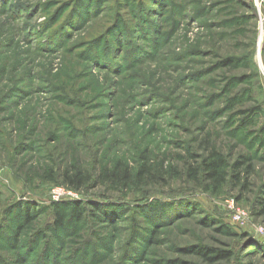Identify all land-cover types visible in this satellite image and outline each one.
Here are the masks:
<instances>
[{
  "label": "rangeland",
  "instance_id": "obj_1",
  "mask_svg": "<svg viewBox=\"0 0 264 264\" xmlns=\"http://www.w3.org/2000/svg\"><path fill=\"white\" fill-rule=\"evenodd\" d=\"M263 199L264 0H0V264H264Z\"/></svg>",
  "mask_w": 264,
  "mask_h": 264
},
{
  "label": "trees",
  "instance_id": "obj_2",
  "mask_svg": "<svg viewBox=\"0 0 264 264\" xmlns=\"http://www.w3.org/2000/svg\"><path fill=\"white\" fill-rule=\"evenodd\" d=\"M204 170L206 171V179L207 180H215L219 177V173H220V168H221V161H218V160H212L210 162H205L204 163ZM190 173L189 175L192 176V177H195L197 178L198 175H199V172L196 171V170H189ZM124 178H125V181L128 180V178L130 177V174L128 172H125L124 174ZM107 178H111L112 180H115L116 181H119V177L120 175L118 173H107L106 174ZM65 178H66V185L73 189V190H80L83 186H84V182L86 180V178L81 174V173H77L73 176H70L68 174L65 175ZM262 204L264 206V199L262 201ZM79 206L78 208L75 209L76 213L79 214ZM200 254L202 256H204L206 259L208 260H212L213 258L208 256V252H204V251H201Z\"/></svg>",
  "mask_w": 264,
  "mask_h": 264
},
{
  "label": "built area",
  "instance_id": "obj_3",
  "mask_svg": "<svg viewBox=\"0 0 264 264\" xmlns=\"http://www.w3.org/2000/svg\"><path fill=\"white\" fill-rule=\"evenodd\" d=\"M233 205L234 204H232L231 207H233ZM234 218L238 222H243L245 220V212H243L242 210H237L236 212H234Z\"/></svg>",
  "mask_w": 264,
  "mask_h": 264
}]
</instances>
